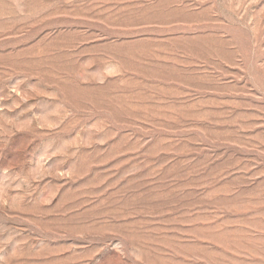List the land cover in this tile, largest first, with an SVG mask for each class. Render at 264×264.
I'll list each match as a JSON object with an SVG mask.
<instances>
[{
	"label": "rangeland",
	"instance_id": "rangeland-1",
	"mask_svg": "<svg viewBox=\"0 0 264 264\" xmlns=\"http://www.w3.org/2000/svg\"><path fill=\"white\" fill-rule=\"evenodd\" d=\"M0 264H264V0H0Z\"/></svg>",
	"mask_w": 264,
	"mask_h": 264
}]
</instances>
